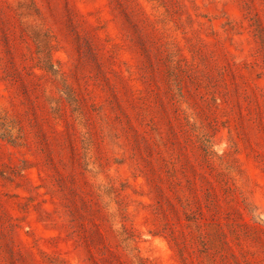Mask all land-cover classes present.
I'll list each match as a JSON object with an SVG mask.
<instances>
[{
  "label": "rangeland",
  "instance_id": "obj_1",
  "mask_svg": "<svg viewBox=\"0 0 264 264\" xmlns=\"http://www.w3.org/2000/svg\"><path fill=\"white\" fill-rule=\"evenodd\" d=\"M0 264H264V0H0Z\"/></svg>",
  "mask_w": 264,
  "mask_h": 264
}]
</instances>
